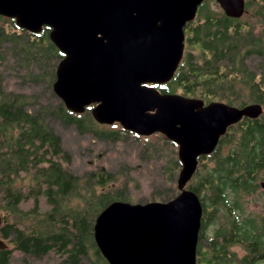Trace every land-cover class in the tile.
<instances>
[{"label": "trees", "instance_id": "1", "mask_svg": "<svg viewBox=\"0 0 264 264\" xmlns=\"http://www.w3.org/2000/svg\"><path fill=\"white\" fill-rule=\"evenodd\" d=\"M49 31L43 27L31 33L14 19L0 16V237L6 244L0 249V264H10L15 252L22 263L53 257L55 264H109L94 240L97 215L113 201H168L178 194L177 146L161 133L139 136L118 123L98 124L89 108L81 114L67 110L52 89L56 65L64 55L50 41ZM196 32L197 38L186 41L193 48L185 51L173 78L158 85L161 92L179 91L240 107L245 105L244 95L264 107V74L247 65L249 37L241 31L232 36L228 24L221 22L202 24ZM7 74L19 85L36 89L8 90ZM262 114L243 118L210 156L198 158L200 165L187 184L202 205L196 264H233V257L223 253L242 239L256 249L252 264L264 257V218L257 233L239 237V218L227 201L229 190L250 192L264 183ZM57 125L88 135L91 145L125 143L132 150L126 158L134 152L137 166L120 161L113 169L98 166L82 175L74 173L69 168L72 155L63 147ZM98 152L107 155L106 150ZM207 156L210 167L204 164ZM147 169L155 171L156 187L145 198L135 199L130 185L136 189L134 175L141 177ZM219 219L211 238L204 240L207 225Z\"/></svg>", "mask_w": 264, "mask_h": 264}, {"label": "water", "instance_id": "2", "mask_svg": "<svg viewBox=\"0 0 264 264\" xmlns=\"http://www.w3.org/2000/svg\"><path fill=\"white\" fill-rule=\"evenodd\" d=\"M202 1L0 0V16L19 28H50V41L64 55L52 89L67 110L81 114L94 105L90 112L99 124L118 123L139 136L161 133L177 145L174 198L117 200L97 215L94 240L109 264H196L202 205L186 185L198 157L212 153L229 126L262 113L259 103H205L149 85L173 78L183 57L184 26ZM217 1L229 4L232 16L242 12L243 0Z\"/></svg>", "mask_w": 264, "mask_h": 264}, {"label": "rangeland", "instance_id": "3", "mask_svg": "<svg viewBox=\"0 0 264 264\" xmlns=\"http://www.w3.org/2000/svg\"><path fill=\"white\" fill-rule=\"evenodd\" d=\"M188 45L189 44L185 41L184 42V53L187 49L190 50L193 48V46L191 47ZM193 50L192 52H194ZM250 61H251L250 59L247 61L249 63L247 64L248 66H250ZM250 67H247V68L250 69ZM7 76H8L7 77L8 79L7 89L8 90H17L19 88L20 89L24 88V90L26 91H32L36 89L34 86H31V87L24 86L23 87L19 85L17 80L12 78L11 75L7 74ZM173 93L183 95L179 91H176ZM43 95L44 97L42 98V101H44V99L47 97V93ZM183 96L191 97V96H186V95H183ZM242 97L243 99H245V105L254 103L252 101H249L244 95ZM194 98H198V97H194ZM210 101L225 102L224 100H219V99H214ZM233 105L237 106L235 105V103ZM238 107L240 106L238 105ZM262 113H264L263 106H262ZM261 116H263V114H261ZM55 130L58 134H60L62 138L63 147L66 150H68L72 155V162L69 168L71 169V171H73L76 174L82 175L85 171L90 170V169H95L98 166H105L107 169H113L117 167V164L120 161H128L129 165L131 164L133 166H137V162L134 161L135 160L134 157L136 158V155L134 152L131 155V158L130 157L128 159L126 158L127 153L130 151V148L125 143H119V144H116L115 146H113L112 144L99 143L98 145L95 146V144L93 145L90 144L88 135L79 136L75 131H72V129L62 128L58 125L55 126ZM128 142L129 141H127V143ZM175 149L177 153V147ZM226 149L227 148L225 147L224 150ZM101 150L102 151L106 150L107 155L102 156L98 152ZM93 157H95L96 159L95 161ZM204 164H206L207 167L211 166V162L209 160L205 161ZM199 165L200 163L198 160L197 168ZM154 173H155L154 170L147 169L145 170V172L141 174V177L134 175V177L136 178L135 183H139L136 189L134 188L133 185H130V190H132V192L134 193L135 199L145 198L148 195L149 191L153 189L154 187H156L152 185L155 183V180H153ZM177 175H178V172H177ZM176 179H177V176L175 178V182H176ZM261 183L262 182H259L255 190L250 191V192L241 191V192L235 193L229 190L227 194V197H228L227 201L230 205H232L231 207L233 208L235 214L239 218L238 220H240L241 226L249 230L256 231L257 229H260L263 226L264 185L261 186L262 185ZM148 201H153V200H148ZM133 203H139V202L135 200ZM219 223H220V219H219ZM217 227H218V220L216 222H213V224L209 227V229L206 232L207 233L206 236L210 237ZM232 250L237 251L238 255L241 256L242 252L238 249V247L237 248L233 247ZM20 259H21V255L15 252L11 259L10 264H55V260L53 257L42 259L37 262H30V263H22ZM258 264H264V262L262 261V262H259Z\"/></svg>", "mask_w": 264, "mask_h": 264}, {"label": "flooded vegetation", "instance_id": "4", "mask_svg": "<svg viewBox=\"0 0 264 264\" xmlns=\"http://www.w3.org/2000/svg\"><path fill=\"white\" fill-rule=\"evenodd\" d=\"M236 3L237 5L239 4L238 1ZM242 3H243V9L240 15L232 16L229 14L228 10L226 9L229 6V4L227 3L223 4L217 0H203L198 5L194 18L191 21L187 22L186 25L184 26V37H185L184 42L187 41L188 39L193 41L194 38H197L196 28L198 26H201L202 24L205 26H209L210 24L214 25L219 22L226 23L228 24L229 31L232 32L231 33L232 36L237 35L236 31L237 32L241 31V33L246 35V38L249 37L250 39L249 47L251 48V52L249 54V58L251 60L250 65L251 68H253V70L257 74L261 75L264 74V66H262V63H264V0H243ZM212 28H214V26ZM149 85L154 86L159 91H161V89L158 88L159 84H149ZM205 103H208V101H205ZM87 108L90 109L91 106H88ZM260 116H258L257 118H259ZM244 118H248L251 120L256 119L249 117H244ZM241 120L236 124L229 126L226 132L231 130L232 127L236 128L237 126H239L238 124L241 122ZM240 125H242V123H240ZM224 135L220 137L217 146L220 144V140ZM217 146L215 147V149L217 148ZM212 153L208 154V156H210ZM208 156L207 158H205V161L209 159ZM261 184H262L261 186L264 185L263 182ZM212 224L213 222L208 224L207 227L205 228L203 232L205 235L204 240L211 238V236L210 237L206 236L207 234L206 232ZM238 224H239V231H238L239 237H241L243 233L250 235L255 232L257 233V230L254 231L243 228L240 224V220L238 221ZM218 226H219V221H218ZM242 240L238 242L230 243V245L227 247V253L224 252L223 256L233 257V264H252L254 263V261L256 263L255 260L257 255L256 249L254 251L253 249L254 246L253 247L251 246L250 241H245V240L242 241ZM233 247L236 248L238 247V249L242 252L241 256L238 255L237 251L232 250ZM262 261L264 262V257L261 258L258 261V263Z\"/></svg>", "mask_w": 264, "mask_h": 264}]
</instances>
